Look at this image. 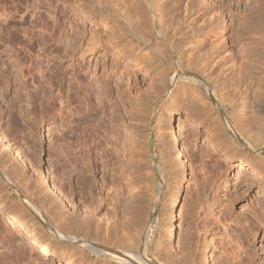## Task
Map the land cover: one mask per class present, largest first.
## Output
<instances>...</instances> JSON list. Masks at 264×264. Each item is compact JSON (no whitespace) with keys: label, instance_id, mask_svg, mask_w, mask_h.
I'll list each match as a JSON object with an SVG mask.
<instances>
[{"label":"rangeland","instance_id":"rangeland-1","mask_svg":"<svg viewBox=\"0 0 264 264\" xmlns=\"http://www.w3.org/2000/svg\"><path fill=\"white\" fill-rule=\"evenodd\" d=\"M11 2L4 1L9 9ZM151 2L145 7L149 25L152 9L164 39L153 32L140 40L145 42L141 44L143 51L131 45L138 43L136 37L124 35L105 19L107 13L97 9L98 0H21L19 14L26 23L20 26L36 38L31 53L20 52L24 44L8 38L7 31L0 29V133L12 140L33 168L23 169L10 151L0 153V169L14 182L6 183L0 174V264H62L65 257L69 260L66 255L42 256L28 244L24 231L12 230L2 221L3 212L25 215L41 242L51 249L59 247L61 239L51 232L49 224L42 223L29 208L25 214L11 208L16 202L25 207L16 187L22 192L25 189V194L35 188L34 202L38 205L41 198L47 201L44 205L51 212L50 219L52 214L69 221L71 217L92 215L103 231L110 225L124 232L123 223L140 206H147L149 219L158 209L157 221L146 230L141 243L147 255H155V246L161 242L156 264H264V186L254 171L259 167L260 154L243 138L245 125L253 126L259 114L255 100H264V0ZM223 18L229 22L225 39L214 29L209 32V27L214 28ZM57 24L64 29L58 30ZM20 34L23 36L25 30ZM62 34L63 43L56 50L50 46L51 39ZM4 67L10 71L6 73ZM81 81L102 86L103 99L99 101L88 84L84 85L88 90L82 91ZM77 94L79 100L84 99L83 113L101 116L95 126L93 122L81 126L87 130L83 133L87 138L96 139L87 142L88 150L92 144L94 151L86 156L91 169L85 175L95 197L88 192V185H80L78 176L70 174V154L65 153L69 148L63 134L79 117L76 113L68 117V99ZM47 95L57 99L54 106L48 105ZM60 108H64L62 113ZM177 111L186 170L179 166V149L169 141V124ZM86 147L77 140L76 150L87 152ZM143 154L148 165L139 172L136 163ZM236 173L250 182L249 187L238 186ZM45 176L67 196L68 206L40 183V177ZM181 181L185 188L178 194L177 207L170 211L171 195L177 193ZM257 199L262 205L255 214L252 203ZM169 224L176 227L172 241L165 239ZM72 246L67 249L76 247ZM209 249L214 253L210 262L206 260ZM76 253L70 256L73 264L87 259ZM88 254L99 262H117L106 250L97 254L88 250ZM118 263L125 264L123 260Z\"/></svg>","mask_w":264,"mask_h":264},{"label":"bare ground","instance_id":"bare-ground-1","mask_svg":"<svg viewBox=\"0 0 264 264\" xmlns=\"http://www.w3.org/2000/svg\"><path fill=\"white\" fill-rule=\"evenodd\" d=\"M4 1L5 0H0V29L2 28L5 32L7 31L6 32V35H7L8 38L9 37H12L13 39L17 40V42H19L21 45L24 44V46L22 45L19 48L20 52L21 51H25L27 53L33 52L35 50V46H36V38H35V36H34L33 33L32 34H29L30 32L29 31L27 32V28H22L20 26L21 24H24L25 25V23H26V20L23 18V16L21 15V13L19 14V12L21 11L20 8H21V5H22V3H20L21 0H11L12 1L11 4L13 3V5L11 7L12 9L7 8L8 5L6 6L5 5L6 3H4ZM151 4H152L151 0H98L97 9H98L99 12L103 11L104 13H107L106 14L107 17H105V19L108 18L109 21L113 22V25L117 29H119L124 35L130 36L131 38L136 37L139 40L138 43L137 42H133V44H131V45L132 46L134 45L133 48L135 50H137V51H143V50H145V48L144 47H141V44H143L145 42L139 43L140 40H142V39L145 40L147 37L151 36L153 32H156L159 35L158 39H164V36L162 35V29L163 28L160 27V26H158V21L156 20V15H155L154 11H152V9L149 10V12L151 13V21H152V23H150V25H149L148 16H147L148 9L146 10L145 7L147 5V8H148V5H151ZM92 12L93 13H96V11H92ZM17 16H20V19H17ZM136 22H137V24H136ZM13 23H15V24H13ZM207 23L209 24L210 22L207 21ZM62 26L59 25V24H57L58 30ZM209 26H211V25H209ZM64 27L65 26H63L62 28L64 29ZM213 29L216 32H218L223 37V39H225L227 37L226 35H228V32H229V22H228V20L226 18L221 19L220 22L218 20V22L216 23V25L214 26V28L209 27V32L212 31ZM21 30H25V34L23 36H22V34H20V31ZM190 32H187V33L185 32V33H186V35H188V37L195 38V36H190V34H189ZM57 34L59 35L60 33H57ZM58 35H57V37H53L51 39V41L53 43H51V45H50L51 47H53V46L55 47L56 46V50L59 49V47H61L60 45H61V43H63L62 41H63V35L64 34H62L61 36H58ZM67 37L68 36H66V38ZM94 39L95 38H93V40ZM68 43H69V41H68ZM178 43H179V41H178ZM93 44L95 46V43H93ZM71 45H72V43H71ZM73 45H74V43H73ZM94 46H92V47H94ZM178 46H179V44H178ZM92 47H91V50H93ZM173 47L176 48V49H178L175 46H173ZM51 49H49V51ZM88 49L90 50V48H88ZM157 49L160 50L161 47L158 46ZM174 51H176V50L174 49ZM51 52H49V53L51 54ZM46 66L47 65H45V67ZM38 67L41 70L40 71L38 69V72L40 71L41 74L44 75V71L45 70L43 69V65H40ZM19 68H20V66H19ZM4 69H5V67H4ZM4 69H3V71L6 70V73H7V71H10L9 69L7 70V67H6L5 70ZM38 75L41 78V75L40 74H38ZM59 75L56 78H60ZM63 75H65V74H63ZM1 76H3V75H1ZM5 76H7V75H5ZM95 77H97V76H95ZM91 79H92V77H91ZM94 79H95V82H97V84H98V79L97 78H94ZM61 81H62V79H61ZM86 81H88V80H86ZM85 84H88L87 87H90V86L94 87V88L90 87V91L93 90L92 92H94V94L96 95V97L100 101L101 98L103 97L102 96V93H101L102 86L98 85V86L95 87V86H93V83L92 82H90V83H88V82L87 83H85V82L83 83L82 82V85H83L81 87L82 91H85L87 89V88L85 89V87H84ZM53 92L54 91H52V93ZM72 93H73V91H72ZM19 94H20V92H19ZM81 94L83 95L82 92H81ZM91 94H89V95L86 94L87 95V98H89V96L91 98ZM53 95H55L56 97L59 96L58 94L57 95L56 94H53ZM53 95H47L48 96V99H49L48 100L49 101V104L48 105H50V106H54V104L57 101V99ZM92 96H93V94H92ZM80 97L81 96L77 94L76 96L75 95L70 96V98L68 99L69 104L67 103L68 104L67 107L69 109V116H68V113H67L68 110L67 111L64 110L67 113L66 116H68L69 118H70V116L72 118L73 117L72 114H74V113H76V115L79 114L78 120L76 121V125L73 126V127L70 126L69 129L66 132L64 131L65 132V134H63L64 137H65L64 140L67 142L66 144H68L67 147L69 148L68 151L65 150V153H66V155H68V152L70 154L68 156L70 158V165L68 164L71 167V170H69L70 171V174L71 175L74 174V175L78 176V182H79L80 185L81 184L84 185V186H87L88 185V188L90 190L89 191L87 190V191L89 193H91V197H95L94 194H93V192H92L93 185L92 184H89V182L87 181L85 175H86L87 169H89V167H88V161L86 159V156L92 150V148H90L92 144L90 145L89 150H88V148H87L88 147V143L87 142L89 140L90 141H94L96 139L94 137L93 138H91V137L90 138H87L88 135L87 134L86 135L83 134L84 133V130H86V129L84 128V130H83L81 128V126H82V124L85 125L88 122H91V123L93 122V124L95 126L96 125L95 122H97V117L99 118L100 115L97 116V117H95L94 113L93 114L90 113V115H88L89 113L86 112V111H87V109L89 107H91L90 104H89L90 106L88 108L85 107V108H87L86 111H85L87 113V115H85L86 113H83V110L81 109V102L83 104V102H84L83 100L84 99L83 100H79ZM16 98H18V100H19V97H16ZM59 99H61V98H59ZM256 99H258V98H256ZM92 101H93V99L91 100V102ZM60 102H63V101H60ZM76 102H78V104H80V105H78ZM255 103L257 105V112H259V114L256 115V119H255V122H254V125L253 126H252L251 123H247L245 125V131L243 133L244 134L243 138L245 139V141L248 143V145L251 147V149L254 152H258L260 154V157H259L260 163L258 164L259 167L257 169H254V171L256 170L255 171L256 172V176L258 177L257 180H260L261 183H262V185L264 186V100L263 99L262 100L261 99L255 100ZM98 104H99V102H98ZM78 106H80V108H78ZM56 108H58V107H55V109ZM97 108H100V107H97ZM62 109H64V108H62ZM62 109L61 108L59 109L60 113H62V111H63ZM74 109H75V111L73 112ZM96 110L94 112H96ZM97 112H99V111H97ZM113 113H111V114H113ZM63 116H64V114H63ZM178 116H179V112L178 111L177 112H174V114L172 116V120H171V122L169 124L170 125V127H169V132H170V135H169L170 136V139H169V141L172 144H174L179 149V153H177L179 155L177 157L179 158L178 160H180V165L179 164L178 165L180 167H182L184 170H186V163H185V160H184V157H183V150H181L183 131H182L181 122H180V119H179ZM68 117H66V119ZM100 119H101V116H100ZM110 119L113 122V118H110ZM114 119H115V115H114ZM73 121H71V119H69V122L74 123ZM112 122H111V124H112ZM93 124H91V125H93ZM97 124H99V122ZM113 124H114V122H113ZM70 125H72V124H70ZM111 128H112V125H111ZM113 128H114V126H113ZM93 131H99V130H93ZM108 132H112V131H108ZM115 133L113 132V134H112L113 135V140H114V137H116V134ZM88 134H89V130H88ZM94 135H96V134H94ZM90 136H92V135H90ZM76 137H77V140H78L79 145H82V146L84 145L85 147L87 146L86 147V149H87L86 151L87 152H85V149H84V151H81V149L76 150V142H77V140L75 141ZM112 143H114V142H112ZM96 147H98V146H94V149ZM100 148H101V146H100ZM100 148L97 151L98 153L100 151ZM112 149H114V148H112ZM82 150H83V148H82ZM116 150L118 151V149H116ZM9 151L12 152V154L14 156V159H16L18 161V164L20 166H22L23 169H27V170H29V169L32 170L33 169V168L31 169V166L29 165V163L27 162V160L23 157V154H22L21 150H19L16 146H14V143L12 142V140L10 138L6 137L5 135H3V134L0 133V153L3 154L4 152L7 153ZM92 151H94V150H92ZM117 151H115V152L118 153L119 151L118 152ZM97 152H96V154H97ZM113 153H114V150H113ZM99 154H101V153H99ZM64 156H65V154H64ZM98 156H101L102 157L103 155H98ZM113 156H115V155H113ZM145 157H146V154L145 155L143 154V158H141L142 160L136 163L137 164V167H138L137 169H139V172H141L144 169V167H146V164L148 163L147 162L148 160H145ZM3 168H5V167L3 166ZM14 168H16V167H14ZM139 172H138V174H139ZM113 173H115V172H113ZM0 174L2 175V178L5 180L6 183H14L12 180H10L7 177L8 173L6 175L4 173V171H2L0 169ZM93 176H94V174H93ZM40 178H43L42 182H40V183H42L44 186H46L48 188V191L51 193V195H53V196L58 197L59 199H61V201H62L61 203H63V206H68L69 200H67V196L62 192V190L58 189L57 186L51 184L47 180L46 176L45 177H40ZM94 180L95 179H93V181ZM236 180L239 181V183H238V186L239 187H243L244 185H246V186L248 185V187H249V185H250L249 184L250 182L247 181V180H245V179H243L242 177H240V175L238 173H236ZM184 184L185 183H183L181 181L180 184L177 186V189H178L177 193H174L173 195H171V198H170V201H169V204H168V209H170V211H173L172 209L174 207H177L178 194H180L181 191L185 188V185ZM84 186H82V189L84 188ZM263 186H260V187L263 188ZM16 189H17L16 191L19 194L20 198L25 203V207L24 208H21V205L17 204V202H16V205H15L16 207H11V208H13V210H15L16 212H19V213L20 212H23L24 214L26 212L24 210L27 209V208H29L28 210L29 211L31 210L34 213L33 215L38 216L37 218H39V220L42 223L49 224V227L51 228V232L54 233L55 235H57L61 239L60 242H58L59 243V247L57 246L56 248H54V249L52 248L51 249V247H49L48 245H46L44 242H41L42 239H40L39 236L37 237V235L33 232V230L29 228L30 227L29 218H28V220H25V218H24L25 215H23L24 217L23 216H20V217H23L24 218L23 219V218H20L19 217V214L18 213H16L18 215H16L15 213L13 215H9L7 212H3L2 213V221L8 227H10V228L13 227L14 229H12V230H15V231L16 230L24 231L27 234V237H28V244L30 243V246L36 248V250L42 256H44V257H52V256H56V255H59V256L66 255V256H69V260H67V257H65V260L62 261V262L65 263V264H73L72 258L70 259V256L74 255L76 252L78 253V251H79L82 255L84 254V257L86 256L87 259H89V260L87 261L86 258L85 259L82 258L83 261H74V264H75V262H76V264H115V263L116 264H119L118 261H120V260L121 261L123 260L125 264H129V263H132L133 261L136 263V259L137 258H139V261H137L136 264H156L154 262L157 259V253L159 254V252H160V250L162 248L161 247V245H162L161 242L158 243L155 246L156 248L154 247L155 250H156V254L155 255H154V253H153V255H147L146 250L142 247V244H143L142 243V238H143V235L145 234L146 230L148 231V229H150L154 225L153 222L156 223L157 217H158V211H157L158 209L153 213L154 214L153 217L151 219H149L150 217H149V213H148V210H147V206H145V207L144 206H142V207L140 206V208L137 211H135V212L133 211V214L128 218V220L126 222L123 223L124 232L120 233V232H118L117 227L114 228V227H112L110 225H108L107 228H106V230L103 231L101 229V227H100V224L97 223V219H95L96 216L93 217L92 215L91 216H85V218L83 217V219H81V218L79 219V218H76V217H71V220L69 221L70 218L69 219L68 218H66V219L65 218L59 219L61 217L57 218V217H55L54 214H52L51 216H53V217H51V219H50L49 217H50L51 212H49V210L44 205V203H45L46 200H41L42 199L41 198L40 199L41 201L39 200L38 205H36V203L34 202L35 201V196H34L35 194L34 193L36 191L35 188L34 189H28V191L29 190L31 191V192L29 191L30 193H28V191L26 190V193L29 194V195H27V194L24 193L25 192V189L23 190L24 192H22L21 187L20 188L16 187ZM44 189H46V188H44ZM263 192H264V190H263ZM51 195H50V197H51ZM51 198H53V197H51ZM116 199L117 198H115L114 201ZM118 199H119V196H118ZM95 200H97V198ZM112 200H113V198H112ZM50 201H51V199H50ZM48 203H49V201H48ZM96 203L99 204V202H96ZM252 205H253V208L252 209H253L254 213L256 214V211L258 210V205L260 206L262 204H260V200L257 199L255 201H253ZM56 206H54V207H56ZM20 214H22V213H20ZM30 221H31V219H30ZM165 228H166V237H165V239H167L168 241L175 240L176 239V231H175L176 227H174L172 224H169ZM12 234H13V232H12ZM70 245H73V246L76 245V247L75 248H72L71 251H70V249H67V248H70ZM207 247H209V246H207ZM100 249L101 250H106L112 256V258H114V259L117 260V262H115V263H113V262H104L103 260H102L103 262L101 260L99 262L95 258L93 259V257L88 254V250H92V252H95L97 254ZM206 255H207V257H206L207 259L206 260L210 262L212 260V258L214 257L213 250L212 249H209L207 251V254ZM52 258H54V257H52ZM165 264H169V263H165Z\"/></svg>","mask_w":264,"mask_h":264}]
</instances>
